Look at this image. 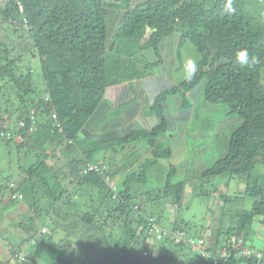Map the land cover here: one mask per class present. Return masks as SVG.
Instances as JSON below:
<instances>
[{
    "label": "trees",
    "instance_id": "16d2710c",
    "mask_svg": "<svg viewBox=\"0 0 264 264\" xmlns=\"http://www.w3.org/2000/svg\"><path fill=\"white\" fill-rule=\"evenodd\" d=\"M231 2L232 12L225 10L228 0H0V129L12 136L0 135V142L14 143L19 150L27 147L34 154L28 167L19 168L24 174L17 190L9 189L22 198L10 199L8 206L19 210V205H27L12 229L23 233L21 244L35 237L20 264H37L36 259L47 264H97L90 256L80 258L72 240L87 251L100 252L99 264H264V250L248 242L253 219L260 216L264 223L263 181L246 185L252 205L236 213L234 225L221 241L232 255L216 259L207 258L206 251L193 253L197 248L191 242L153 241L152 225L168 220L166 206L176 213L183 202L185 181H172L174 165L159 188L166 199L159 206L153 204L152 192L134 196L129 184L135 179L145 182L146 171L157 158L171 154L159 140L167 129L164 101L173 95L186 102L188 93H202L207 106L224 103L226 117L237 119L226 135L225 155L200 173L206 182L224 172L248 174L251 180L255 165L264 161V0ZM114 11L120 17L111 33L106 23ZM176 33L179 47L190 42L200 57L190 81L168 84L157 96L152 110L158 114V124L117 140L79 138L106 87L153 75L161 61L160 44ZM241 49L249 53L246 65L235 60ZM84 140L91 150L83 158L79 144ZM137 141L147 144L153 155L138 173L128 174L122 187L109 185L96 171L83 172L89 162L107 166L110 178L130 168L136 148L127 143ZM109 151H127L128 158L118 165L117 159L101 156ZM94 152L101 159L94 161ZM220 197L225 206V196ZM215 211L211 207L208 214ZM218 211L222 215L225 208ZM173 218L169 219L172 228L184 231L188 241L202 236L189 233ZM42 226L48 232L39 233ZM60 231L64 236L56 241ZM234 236L242 239L238 247ZM21 244L10 248L13 258ZM103 245L109 250L104 251ZM11 262L0 260V264Z\"/></svg>",
    "mask_w": 264,
    "mask_h": 264
},
{
    "label": "rangeland",
    "instance_id": "374dc122",
    "mask_svg": "<svg viewBox=\"0 0 264 264\" xmlns=\"http://www.w3.org/2000/svg\"><path fill=\"white\" fill-rule=\"evenodd\" d=\"M116 12L117 11L112 12L107 18V23H106L107 29L111 33L113 32L118 22L117 17H116ZM111 33H109V36H111ZM176 34H179V33H176ZM172 35H170L165 40V42H167L165 49L168 55H166L165 58L163 59L162 66L160 68L159 67L155 68V71L158 73H161L160 71L162 70L163 72H166V70L172 71V67L173 65H175V60H174L175 58L174 53L176 52L175 46L173 48L172 44L169 42ZM186 44L187 43L182 44L180 48L177 49L178 50L177 58L179 59V62L181 65V67L175 73L176 74L175 77H177L178 79L177 82L182 81L180 78L181 77L180 74L183 75L184 73L183 67L185 63L182 65L184 59H188V56H190L193 53V51L191 50L192 47L188 48ZM178 46H179V43L177 44V47ZM195 54L197 55V57L195 58L191 56L190 59H194L197 63L198 58L200 57L197 50L195 51ZM172 56L174 58H172ZM163 67L164 68L166 67L165 68L166 70ZM198 107H199V110L197 112V115L199 117L197 115H194V122L189 128L187 138H186L187 140L186 144H188L189 150L185 153L183 157H180L175 162V164H173L176 167V172L172 176V181L173 182H177L179 180L185 181V194L183 196L182 205L178 210H176V213L173 207L167 205L166 210L168 214H165V215H166V218H168V220H161L159 221V223L163 227L170 228L172 227L173 224L170 223L169 219L173 218L174 216L173 221H177L179 225L180 223H183L182 224L183 227L187 231H189V233L196 235V236H200V235L204 236L205 243L200 245L201 249H206V248L215 249L217 247V244L219 243L218 240H219L220 234H224L228 226H233L234 221L232 220V216L229 215L228 213H224V214L222 213V215H219V211L217 212V209L219 208V204H222V200H223L222 198L219 197L218 192L223 191L225 187L223 188L219 187V184L217 183V181H215V185H212L213 182H210V183L206 182L207 181L206 179L201 178L200 172L203 169L207 168L208 166L212 165L216 159L225 155L228 149V144H227L228 137L226 135L228 132L231 131L232 127L235 126L237 119L233 115H230L232 117L230 116H227L228 118L226 117L225 113L227 112L228 107L224 103L205 106L204 97L202 93H200L198 97ZM218 126H222V128H224L225 130V135L223 138L219 137L216 133L219 128ZM197 128L199 129L197 130ZM203 137H205L207 141H209V139H212L213 141L210 142L211 144H200L201 143L200 140ZM218 140H221V141L217 142ZM81 142H83V145L81 146L80 156L84 158L87 155L85 151H88L91 149L89 148V144L86 143L85 140ZM141 142L139 146L142 145ZM196 142H199V143H196ZM144 145L146 149L149 147L147 144H144ZM28 151L30 154L27 153L28 154L27 155L26 152ZM31 152H32L31 149H27V147H23L22 149L19 150L17 149V147H15L14 143L4 144L0 142V192H3L2 187L4 186L6 187V185L10 181L15 182L18 185L19 184L18 181L23 180L22 175L24 173L19 168L21 166L28 167L29 163L33 161L34 154H32ZM94 154L98 155L97 158L94 159V161H98L100 159V153L94 152ZM105 155H107V157H113L114 159H117V160L119 159V162L121 164L125 158H128L127 151L124 153L123 151H119L118 153H112L109 151L108 153L101 155V156L103 157ZM160 166H164V165L160 163L159 161L154 164V167H160ZM168 168L169 166L167 167L165 173H167ZM258 170L261 171V175H260L261 177L259 176L260 177L259 180L264 181V161H263V163L261 162L259 164L257 163L255 167L253 168L252 174H251V180L245 179V176H244L245 174H242V175L233 174L232 177H229L230 179L225 182V186L228 188V190H230V192L227 193L228 194L227 197H231L232 199V202L230 204L232 208L237 207L238 203H240L242 208L247 207L248 209L249 207H251L252 202H253L252 197L249 196L246 199L243 194H238L236 197L232 198L233 192H231V190H233L234 192L239 191L241 189L243 190L246 181L250 182V181H255L257 179L254 176L255 174H257ZM223 174H225V172ZM223 174L222 175L220 174V176H222L221 178L228 176V175L223 176ZM213 179L214 178L210 177L208 180L212 181ZM112 183L121 185L120 179L119 181H117L116 178L114 182ZM213 187L215 188V190H213L212 192H208L209 189ZM136 191H137L136 196H138L139 195L138 188L134 190V192ZM153 195H154L152 196L153 202H154L153 204L157 206L161 205L166 200L164 198L165 195H163L162 191L160 192L159 188L154 189ZM0 197H5V195L3 194ZM21 201H25V200L21 199ZM81 204L84 206L85 204L84 199L81 200ZM227 204L228 202H226V205ZM211 207L216 209L215 213H217V215L208 214L209 209ZM224 208L227 209L228 205L225 206ZM2 209L3 210L5 209L13 210V209H18V207L17 206L5 207L4 204L0 203V210ZM19 210L16 211V215L14 217V220L16 219V221H18V218L24 215L23 212L27 210V205H24V204L19 205ZM207 223L209 224L214 223V226L217 228H214V230H212L213 227H211L212 229L208 228L210 226L209 224L207 225ZM1 227L5 230L9 229V232L7 231V233L10 236L11 240L10 241L8 240L9 246L8 247L7 245L5 246L7 250L6 255L2 249L1 252L3 255L0 257L2 259H8L9 261L16 262L15 261L16 259L12 257V254L9 248L14 249L18 246L20 238L23 235V233L17 230L16 228L12 229L13 228L12 223H8L6 221L4 223H0V228ZM0 233H1V230H0ZM59 236L63 237L64 231H60L59 233L57 232V234L55 235L56 241H59L60 239ZM72 243L76 246V251L80 255V258L85 257V256H90L95 260L97 264H99V261L101 260L100 252L93 251V250L87 251L86 249L81 248L78 245V243L75 242L74 240H72ZM102 248L104 249V251L109 250V245L108 246L103 245ZM219 249L221 251H224L225 247L221 246ZM193 253L199 254V250L193 249ZM36 262L37 264H47L45 263V261H42L41 259L40 260L36 259Z\"/></svg>",
    "mask_w": 264,
    "mask_h": 264
},
{
    "label": "crops",
    "instance_id": "0c3cea01",
    "mask_svg": "<svg viewBox=\"0 0 264 264\" xmlns=\"http://www.w3.org/2000/svg\"><path fill=\"white\" fill-rule=\"evenodd\" d=\"M117 13V12H116ZM118 14V13H117ZM116 14V17L119 18L120 15ZM167 36L163 42L159 46V54L161 57L160 63H158V66L156 68H160L162 66L163 59L165 58L168 53L166 52V43L165 40L168 38ZM169 42L172 44L173 48L175 46V65L172 67V71L166 70V72L160 71L161 73H158L154 70L153 75L147 76L146 78L141 79H134L132 82H121L118 84H110L106 87L104 96L99 103L98 107L95 109L94 113L89 117L87 122L85 123L84 127L79 132V137H82L84 139L88 140H95L96 142L100 141H106V140H112V139H119L123 136H126L129 132L135 129H143L150 131L152 130L159 122L158 114L152 110V105L154 104L157 96L160 94V92L163 90L165 86L168 84L171 85V83L177 82L176 71L181 67L178 56V50L180 47H177V44L179 43V34L172 35ZM168 42V43H169ZM187 47L191 48L193 53L188 56V59H184L182 65L186 63L187 60H189L192 57H197L195 54L196 48L195 46L190 43L186 42ZM173 50V49H172ZM151 57H153L151 55ZM185 66V65H184ZM184 69V67H183ZM180 74V73H179ZM181 75V80L184 79V75ZM176 96H170L167 100L164 101L165 106V115L167 119V129L166 134L164 137L161 138L160 144L164 148H169L171 150V154L169 158L159 157L157 158V162L159 161L164 166L160 167H154L151 166L146 172L148 175L147 180L145 182H141L138 180H130L129 184L131 186V190H133V195L136 196L137 191L134 192L136 188L139 190V197L142 195H146L149 193L146 192H153L155 188H161L162 185L165 182V177L167 173L166 169L168 166L175 164V162L185 155V153L189 150L188 144H186L187 140V134L190 126L194 122V115H197V112L199 110L198 107V97L197 94L188 93L186 96V102H183L180 100V98ZM167 101V103H166ZM194 101V103H193ZM183 102V103H182ZM204 105H206V102L204 101ZM175 107V108H174ZM171 108V110H170ZM172 111V112H171ZM198 116V115H197ZM199 117V116H198ZM222 129V126H218ZM199 128H197L198 130ZM225 133V130L223 131ZM86 141V140H85ZM104 141V142H105ZM200 144H206L204 142V139L202 138ZM87 142V141H86ZM199 143V142H196ZM130 148L134 147V151L131 153V158L137 157L132 161V165L130 168L121 170L117 175H115V178L117 181L120 179V187H122L123 183L128 177V174L134 171L139 172V167L143 164V161L146 158H150L153 155V152L149 149H146L145 146L141 148V146L136 147L135 144H140L139 141L134 143H127ZM141 144H145L144 142H141ZM207 144H211L210 142H207ZM83 144H79V147H81ZM91 145H89L90 147ZM77 147L79 150L80 148ZM110 148L109 146H107ZM212 147V146H211ZM112 150H115L113 148H110ZM118 150V149H116ZM124 153V152H123ZM98 156V155H97ZM95 156V158H97ZM101 159V156H100ZM169 164H168V162ZM263 163V162H261ZM118 165H121L118 159ZM185 164V163H184ZM259 164V163H258ZM258 169V168H257ZM169 171V170H168ZM188 172V171H187ZM165 175V176H164ZM222 175V174H221ZM228 175V176H226ZM261 171L258 170L257 174H255L254 177H256L257 181H259ZM223 176H226L224 178H221L222 176L217 175L212 180L213 183L217 181L219 184V187L223 188V191L218 192L219 197L225 196L224 200L228 202V208L225 213H228L232 216V220L234 221V216L236 213L240 210L241 205L238 203L237 207L232 208L230 206L232 199L230 197L227 198V193L230 192L228 188L225 186V182L228 181L231 177L230 174L225 173ZM260 176V177H259ZM227 178V179H226ZM246 179V175H245ZM261 182L263 180H260ZM247 182V181H246ZM264 182V181H263ZM245 183V181H244ZM243 183V185H244ZM132 184V185H131ZM246 184V183H245ZM228 185V184H227ZM245 187V185H244ZM219 189V188H218ZM233 197H236L238 194H243L245 198L249 197L245 193L244 190L239 191H233ZM4 192L0 193V196H2ZM225 194V195H224ZM222 198V197H220ZM223 199V198H222ZM253 199V198H252ZM10 201L8 193L5 195V197H0V203L4 204L5 207H7ZM221 201V200H220ZM222 204L223 200H222ZM222 204H219V209H221ZM225 205V206H227ZM223 206V207H225ZM232 208V209H231ZM247 208V207H243ZM250 208V207H249ZM18 209L13 210H0V223H4L5 221L8 223H14V217L16 215V211ZM218 210V209H217ZM20 212V211H19ZM217 215V213H215ZM261 217L257 216L253 219L251 223V234L249 235V242H251L255 247L259 249L264 250V223L261 221ZM209 223H207L208 225ZM210 229L214 226V223L209 224ZM207 228V229H208ZM231 226H228L225 230L224 234H220L219 236V242L227 238V233L229 232ZM3 228L1 227L0 230ZM222 229V228H221ZM7 240V241H6ZM8 240L10 239V236L4 233H0V256H2L1 250L5 252L6 255V245H8ZM10 249V248H9ZM1 258V257H0Z\"/></svg>",
    "mask_w": 264,
    "mask_h": 264
},
{
    "label": "clouds",
    "instance_id": "9594fccd",
    "mask_svg": "<svg viewBox=\"0 0 264 264\" xmlns=\"http://www.w3.org/2000/svg\"><path fill=\"white\" fill-rule=\"evenodd\" d=\"M225 10L227 11V12H232L234 9H233V7H232V2H231V0H228V3L226 4V6H225ZM235 60H236V62L238 63V64H240V65H246V64H248L250 61H249V53H248V51L246 50V49H241V50H239V51H237V53H236V55H235ZM196 70H197V63H196V61L194 60V59H189V60H187L186 61V63H185V66H184V73H183V75H184V79L185 80H188V81H190L192 78H193V76L195 75V73H196ZM98 107V106H97ZM172 112V111H171ZM94 113V112H93ZM92 113V114H93ZM91 114V115H92ZM89 119V118H88ZM87 122V121H86ZM85 125V124H84ZM84 127V126H83ZM82 127V128H83ZM81 131V130H80ZM79 131V132H80ZM224 131V128H222V129H220V127L218 128V130H217V135L219 136V137H224V135H225V133L223 132ZM165 134H166V131H165V133H164V135L162 136V137H164L165 136ZM0 135L1 136H3V137H5L6 139H9V138H11L12 136H11V133H10V131H4L3 129H0ZM78 137H79V133H78ZM161 137V138H162ZM80 138V137H79ZM161 138H160V140H159V142L161 141ZM203 139H204V142L207 144V142H212L213 140L212 139H209V141H207L206 139H205V137H203ZM71 143H72V140H69ZM221 140H218L217 142H220ZM224 141V140H223ZM222 141V142H223ZM20 144V143H19ZM18 144V145H19ZM145 146V145H144ZM15 147H17V146H15ZM17 149H18V147H17ZM48 150V149H47ZM84 169L85 170H83V172H86L87 170H93V171H96V172H98L99 174H101V175H103V177L105 178V181L106 182H108L109 183V185H116L117 186V184H113L112 182H114V180H115V175H114V177H112V178H110L109 177V175L108 174H106L105 173V171H106V169H108L107 168V166H105V165H102L101 163H99V162H89V163H87L86 164V166L84 167ZM201 173V172H200ZM117 175V174H116ZM248 175V174H247ZM247 175H246V179H248L247 178ZM245 176V175H244ZM231 177H232V175H231ZM112 181V182H111ZM248 182V181H247ZM246 182V184H245V187L243 188V190L245 191V188H246V185L249 183H247ZM7 190H4L3 192H4V195H6L7 193H8V195H9V199H12V198H14V197H17V198H22V195L18 192V191H15L14 193H10V191H9V189H11V188H16V190H17V184L15 183V182H12V181H10L7 185ZM131 192H132V190H131ZM150 192V191H149ZM0 193H2V192H0ZM146 193H148V192H146ZM152 194H153V192H152ZM143 196V195H142ZM145 196V195H144ZM137 197H139V196H137ZM228 198V197H227ZM231 198V197H230ZM137 207V205L135 206V208ZM151 219L149 218V222H151L150 221ZM156 225H158V224H156ZM158 226H160V227H162L163 229H166V230H175V229H173L172 227H170V228H166V227H163V226H161V225H158ZM180 231H182V230H180ZM38 232L39 233H45V232H48V230L46 229V226H42V227H39V230H38ZM184 232V231H183ZM22 237H24V235H22L21 236V238ZM34 239H35V237H31L30 239H29V241H27V242H25L24 244H21V241H19V244H21V248H20V250H18L17 252H16V254L14 255V258H16L17 260H16V262H13L12 264H20L21 262H23V261H25V259H26V254H27V251H29V248H30V246L32 245V244H34ZM195 239V238H194ZM199 239H203V243L202 244H204L205 243V239H204V236L202 235L200 238L198 237V239H196L195 240V243L199 240ZM161 240H168V241H170L171 243L172 242H175V241H172V240H169V239H167V238H163V239H161ZM7 241V240H6ZM153 241H160V240H156L155 239V237H154V235H153ZM232 241H235V247H238V246H240L241 245V243H242V239H241V237H237V238H235V236L232 238ZM19 244H18V246H19ZM221 242H219L218 244H217V247L215 248V249H212V248H206V249H201L200 248V246H194V245H192L191 243L189 244V245H191V246H193L194 248H197L199 251H206V257L207 258H209L210 256H214V258L216 259V256H217V258H219L218 256H221V257H229V256H231L232 255V253H231V251H228L227 250V245H224V244H222ZM17 246V247H18ZM221 246H224L225 247V249H224V251H221L219 248L221 247ZM257 249H259V248H257ZM10 250V249H9ZM224 253V254H223ZM248 253V252H247ZM21 255H23V257H24V259L23 260H20L19 259V256H21ZM259 258L261 257V254H258L257 255ZM0 260H5V259H2V258H0Z\"/></svg>",
    "mask_w": 264,
    "mask_h": 264
},
{
    "label": "built area",
    "instance_id": "2783aa9c",
    "mask_svg": "<svg viewBox=\"0 0 264 264\" xmlns=\"http://www.w3.org/2000/svg\"><path fill=\"white\" fill-rule=\"evenodd\" d=\"M152 226L154 228L153 235L156 240L167 238L175 242H191V244L194 246H200L204 242L203 239H199L196 243H195V239L188 241L185 238V233L180 230H166L156 224H153ZM19 259L23 260L24 259L23 255L19 256Z\"/></svg>",
    "mask_w": 264,
    "mask_h": 264
}]
</instances>
